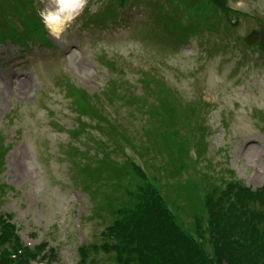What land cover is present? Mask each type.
Wrapping results in <instances>:
<instances>
[{
    "label": "rangeland",
    "instance_id": "1",
    "mask_svg": "<svg viewBox=\"0 0 264 264\" xmlns=\"http://www.w3.org/2000/svg\"><path fill=\"white\" fill-rule=\"evenodd\" d=\"M27 1L0 0V214L25 244L115 264L131 161L188 229L212 184L262 187L264 0Z\"/></svg>",
    "mask_w": 264,
    "mask_h": 264
},
{
    "label": "trees",
    "instance_id": "2",
    "mask_svg": "<svg viewBox=\"0 0 264 264\" xmlns=\"http://www.w3.org/2000/svg\"><path fill=\"white\" fill-rule=\"evenodd\" d=\"M210 1L225 10V0ZM85 110L87 114L91 109L86 105ZM129 165L139 183L130 194L131 203L113 212L99 246L113 255L115 264H264V186L252 191L238 181L212 184L197 196L188 229L177 217L179 207L160 193V182L149 183L135 163ZM192 195L190 191L185 197ZM45 247L24 246L15 226L0 214V264H58ZM79 250L77 264H95L89 246Z\"/></svg>",
    "mask_w": 264,
    "mask_h": 264
},
{
    "label": "water",
    "instance_id": "3",
    "mask_svg": "<svg viewBox=\"0 0 264 264\" xmlns=\"http://www.w3.org/2000/svg\"><path fill=\"white\" fill-rule=\"evenodd\" d=\"M259 32H260V48L261 50L264 51V34L262 27L259 28Z\"/></svg>",
    "mask_w": 264,
    "mask_h": 264
},
{
    "label": "bare ground",
    "instance_id": "4",
    "mask_svg": "<svg viewBox=\"0 0 264 264\" xmlns=\"http://www.w3.org/2000/svg\"><path fill=\"white\" fill-rule=\"evenodd\" d=\"M60 2H61V8H59V12L61 11L60 9H63L64 8V6H65V0H60ZM53 27H54V29H57V25L54 26V24H53Z\"/></svg>",
    "mask_w": 264,
    "mask_h": 264
}]
</instances>
